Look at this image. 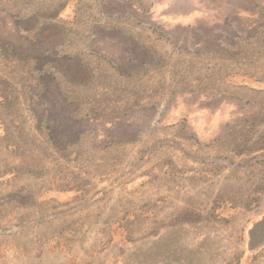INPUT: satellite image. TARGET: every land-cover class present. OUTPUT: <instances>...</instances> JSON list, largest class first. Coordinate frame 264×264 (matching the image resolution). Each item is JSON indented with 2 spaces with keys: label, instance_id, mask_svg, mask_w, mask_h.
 <instances>
[{
  "label": "rangeland",
  "instance_id": "rangeland-1",
  "mask_svg": "<svg viewBox=\"0 0 264 264\" xmlns=\"http://www.w3.org/2000/svg\"><path fill=\"white\" fill-rule=\"evenodd\" d=\"M0 264H264V0H0Z\"/></svg>",
  "mask_w": 264,
  "mask_h": 264
}]
</instances>
